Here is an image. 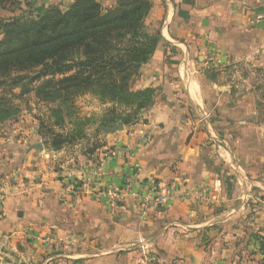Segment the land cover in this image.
I'll list each match as a JSON object with an SVG mask.
<instances>
[{
  "label": "crops",
  "instance_id": "obj_1",
  "mask_svg": "<svg viewBox=\"0 0 264 264\" xmlns=\"http://www.w3.org/2000/svg\"><path fill=\"white\" fill-rule=\"evenodd\" d=\"M148 1L162 39L130 81L155 92L142 121L101 125L90 153L50 148L28 117L0 124V246L23 264H264V107L233 81L264 71V0ZM151 184L168 204L142 206Z\"/></svg>",
  "mask_w": 264,
  "mask_h": 264
},
{
  "label": "trees",
  "instance_id": "obj_2",
  "mask_svg": "<svg viewBox=\"0 0 264 264\" xmlns=\"http://www.w3.org/2000/svg\"><path fill=\"white\" fill-rule=\"evenodd\" d=\"M13 1L0 0V8ZM151 8L148 0H118L111 8L98 0H76L65 10L55 6L36 18L2 21L0 91L9 79L16 87L29 79L39 83L35 92L47 103L93 94L130 110L149 109L154 90L132 92L130 81L153 57L162 39L158 32L146 29ZM16 113L0 97V123ZM51 146L62 147L55 141Z\"/></svg>",
  "mask_w": 264,
  "mask_h": 264
},
{
  "label": "rangeland",
  "instance_id": "obj_3",
  "mask_svg": "<svg viewBox=\"0 0 264 264\" xmlns=\"http://www.w3.org/2000/svg\"><path fill=\"white\" fill-rule=\"evenodd\" d=\"M54 1L14 0L0 8V23L17 17L36 18L47 8L55 6L61 8ZM69 6H63L61 9L65 10ZM146 29L148 30L147 26ZM236 70L239 74L235 80H232L237 88L245 87L244 91L247 93L243 95L244 100L252 104L256 101L264 107V72L260 70L251 72L252 69H246L248 71L245 72V69L242 68ZM15 75L11 74V77ZM30 75L33 76L35 73ZM12 84L11 79L7 80L0 91V97L10 102L12 108L17 111L7 121L26 120L27 117L32 122L36 120L44 144L50 148L55 141L62 145L61 150L72 147L74 152L90 153L99 148L101 142H105L104 133L100 132L101 125L116 126L119 123L122 124L121 120L123 119L130 121L129 125H132L142 121L144 112L147 111L136 110L135 108L130 110L128 107L116 106L114 103L103 101L93 94L80 95L65 103L62 99L47 103L37 97L35 88L39 85L38 82L29 83V79H26L19 87ZM112 120L117 121L112 124L110 123ZM0 198L2 201L1 196ZM0 264L23 263L19 257L12 255L9 250L2 249L0 246Z\"/></svg>",
  "mask_w": 264,
  "mask_h": 264
},
{
  "label": "built area",
  "instance_id": "obj_4",
  "mask_svg": "<svg viewBox=\"0 0 264 264\" xmlns=\"http://www.w3.org/2000/svg\"><path fill=\"white\" fill-rule=\"evenodd\" d=\"M262 52L264 53V49ZM89 173L92 176V178H100L103 175L101 165L99 163H95L89 169ZM126 185L128 187H131L132 185L131 177L126 178ZM67 187L69 190L76 191L79 190L81 186H77V182L73 178L68 182ZM104 195H106L109 198V200L113 202L117 198L118 192L115 189H107L104 192ZM137 197L139 198L142 206L145 208L163 206L168 204L169 201L171 200V196L169 194H162L158 192V188L155 186V184H151L147 188L146 192H138Z\"/></svg>",
  "mask_w": 264,
  "mask_h": 264
},
{
  "label": "water",
  "instance_id": "obj_5",
  "mask_svg": "<svg viewBox=\"0 0 264 264\" xmlns=\"http://www.w3.org/2000/svg\"><path fill=\"white\" fill-rule=\"evenodd\" d=\"M103 129L110 131V132H115L117 130H122L123 126L122 125H118V126H114V127H103ZM34 149L36 150H42L43 146L41 144L35 145Z\"/></svg>",
  "mask_w": 264,
  "mask_h": 264
}]
</instances>
